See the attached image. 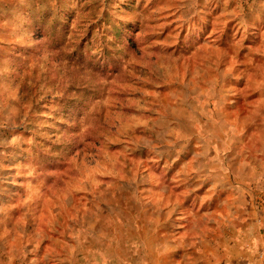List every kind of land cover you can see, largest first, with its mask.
<instances>
[{"label": "rangeland", "instance_id": "obj_1", "mask_svg": "<svg viewBox=\"0 0 264 264\" xmlns=\"http://www.w3.org/2000/svg\"><path fill=\"white\" fill-rule=\"evenodd\" d=\"M264 0H0V264H258Z\"/></svg>", "mask_w": 264, "mask_h": 264}, {"label": "built area", "instance_id": "obj_2", "mask_svg": "<svg viewBox=\"0 0 264 264\" xmlns=\"http://www.w3.org/2000/svg\"><path fill=\"white\" fill-rule=\"evenodd\" d=\"M258 264H264V252L261 253V260Z\"/></svg>", "mask_w": 264, "mask_h": 264}]
</instances>
